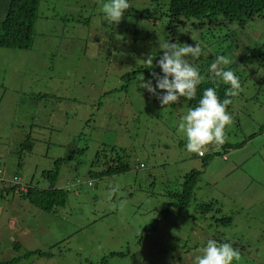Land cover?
I'll list each match as a JSON object with an SVG mask.
<instances>
[{
    "label": "rangeland",
    "instance_id": "1",
    "mask_svg": "<svg viewBox=\"0 0 264 264\" xmlns=\"http://www.w3.org/2000/svg\"><path fill=\"white\" fill-rule=\"evenodd\" d=\"M9 2L0 0V21ZM106 2L42 0L32 48H0V169L44 189V171L62 160L55 187L69 192L52 212L19 192L5 194L0 264H196L209 239L231 243L239 264H264V16L244 25L223 16L173 21L170 0H130L115 24L103 13ZM167 42L200 44L202 55L190 63L202 82L223 83L209 70L217 56L228 57L225 67L239 77L220 146L242 147L210 145L208 154H220L207 167L179 131L188 103L165 107L139 88L153 72L162 75ZM28 141L31 152L23 150ZM112 147L130 170L91 177ZM193 170L202 175L189 206L170 207L168 194ZM211 202L214 210L202 214L199 205ZM117 252L125 256H110Z\"/></svg>",
    "mask_w": 264,
    "mask_h": 264
},
{
    "label": "trees",
    "instance_id": "2",
    "mask_svg": "<svg viewBox=\"0 0 264 264\" xmlns=\"http://www.w3.org/2000/svg\"><path fill=\"white\" fill-rule=\"evenodd\" d=\"M41 2L42 0H10L7 11L0 21V48L8 50H28L32 48L36 37L35 26L39 17ZM169 12L173 21H177L182 17L216 18L223 16L230 22L238 21L244 25L247 21L257 16H264V0H170ZM174 40L173 38V41ZM229 87L230 85L217 80L204 81L198 86L195 98L192 100L182 98L181 101H186L190 108H195L199 103V99L202 98L204 91L208 88H215L218 97L220 100H223L226 98L225 93ZM227 98L231 99L233 103L236 96ZM232 103L227 106V110L231 108ZM26 145L27 146L23 147V150L29 149V152H31L33 143L28 141ZM241 147L242 144L226 145L222 147V150L224 149L226 152V150L229 149L231 152ZM110 153L111 158H108L109 155L105 157L103 169L100 171L91 170V177L105 178L116 174L127 173L130 170V165L125 160L126 156L120 154L117 147H112ZM216 154L218 155L220 153L206 154L201 157L203 158L204 167L208 166L212 161V156ZM223 159L225 160L226 158L223 156ZM62 162V160L57 161L54 169L44 171L43 177L49 183V187L44 189L39 188L32 185L33 183L28 184L25 189L22 188L21 184L8 188L0 187V200L6 196V193L19 192L22 198L28 200L32 205L43 211L52 212L56 208L64 207L68 202L69 192L55 187L60 178V166ZM19 166H22V160H20ZM201 175L202 172L197 170H193L187 174L181 185V190L168 194V197L173 200L169 206L171 207L173 205L180 210L186 209L194 197V192ZM90 186H92V183H90ZM199 206L201 213L206 214L214 210L215 202L201 204ZM215 212L221 213V210L216 209ZM217 221L223 225H228L230 222L228 218H221ZM155 228L156 225L150 226L149 229L143 231L139 242L147 238ZM34 253L37 254V252ZM39 255L47 257L53 256V254L49 252H40ZM110 256L123 257L125 254L117 252L112 253ZM100 264H109L108 259L104 258Z\"/></svg>",
    "mask_w": 264,
    "mask_h": 264
},
{
    "label": "clouds",
    "instance_id": "3",
    "mask_svg": "<svg viewBox=\"0 0 264 264\" xmlns=\"http://www.w3.org/2000/svg\"><path fill=\"white\" fill-rule=\"evenodd\" d=\"M130 8V0H107L103 13L109 22L118 24ZM163 47V55L159 59L162 75L153 72L152 79H143L139 88L156 97L165 107L177 105L182 98L192 100L197 95L202 77L199 69L190 63V60H196L202 55L200 44L197 42L193 46L167 42ZM145 63L151 64L152 57H148ZM231 63L228 57L217 56L209 69L217 78H221L223 83L230 85L225 93L226 98L220 100L215 88H208L199 99L198 105L189 108L181 118L179 131L186 136L185 147L188 152L203 156L209 145L222 149L220 145L225 143L226 128L232 123V116L227 110L232 101L227 97L239 95L241 89L239 77L225 67ZM223 156L227 157L226 154ZM22 188L25 189L23 185ZM202 252L203 255L196 258V264H239L241 260L239 251L231 243H218L214 239L207 241Z\"/></svg>",
    "mask_w": 264,
    "mask_h": 264
},
{
    "label": "built area",
    "instance_id": "4",
    "mask_svg": "<svg viewBox=\"0 0 264 264\" xmlns=\"http://www.w3.org/2000/svg\"><path fill=\"white\" fill-rule=\"evenodd\" d=\"M206 153V152H205ZM204 154L203 156H205ZM200 156V155H199ZM200 156V157H203ZM225 158V157H224ZM22 183V179L18 176H13L9 178L2 169H0V185L8 187V186H14L19 185Z\"/></svg>",
    "mask_w": 264,
    "mask_h": 264
}]
</instances>
